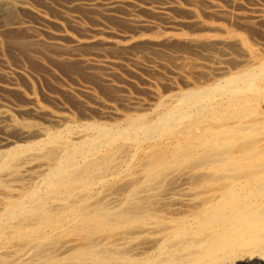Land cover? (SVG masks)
Returning a JSON list of instances; mask_svg holds the SVG:
<instances>
[{
	"label": "bare ground",
	"instance_id": "bare-ground-1",
	"mask_svg": "<svg viewBox=\"0 0 264 264\" xmlns=\"http://www.w3.org/2000/svg\"><path fill=\"white\" fill-rule=\"evenodd\" d=\"M40 1L0 0V264H264V0Z\"/></svg>",
	"mask_w": 264,
	"mask_h": 264
},
{
	"label": "rangeland",
	"instance_id": "rangeland-1",
	"mask_svg": "<svg viewBox=\"0 0 264 264\" xmlns=\"http://www.w3.org/2000/svg\"><path fill=\"white\" fill-rule=\"evenodd\" d=\"M30 1V3L34 6V8L35 9H37L38 11H40V12H43L42 10H45L46 12H47V9L45 8V6H42V4H41V1L40 0H29ZM58 1V2H57ZM55 0L54 1V5L53 6H51L50 7V9H49V11H48V14H50L49 16H52V15H61L63 12H65V10H66V12H68V13H71V14H73L74 12H71L73 9L75 10V11H77L78 12V14H76V13H74L75 15H78V16H80V17H83V20L81 19V21L86 25V24H88L87 26H89V25H91V23H93V25L92 26H94V24H96V25H99V27H107V25L112 29V26L111 25H113V29H114V27H115V31H121V30H123V29H121L120 27H118L117 25H120V26H123V27H125L126 25L124 24V23H116V21L114 22L111 18H109L107 15H106V12L105 11H101L100 12V15H103L102 16V19H101V16L98 14L97 16H94V14L93 15H89V14H87L86 13V9H84V7L83 6H80V8L78 9V8H70V6H69V3H70V0H61L60 2H59V0ZM62 1H64L65 3H68V4H65L64 2H62ZM138 1V0H137ZM145 1H148V0H139L138 2H145ZM150 1H153L154 2V4L156 5V6H163L164 5V3H166V1H168L167 3H166V5H170L169 3H173V1L172 0H150ZM171 1V2H170ZM175 1V0H174ZM178 1H181V2H178ZM178 1H175L173 4H175V5H178V4H180V3H182V1L183 0H178ZM57 2V3H56ZM82 2H88V0L87 1H85V0H82ZM249 2V3H248ZM248 2L245 0L244 1V5H243V7H242V10L241 11H244V12H251V9H255L257 6H258V4H255L256 2H250L249 0H248ZM36 3V4H35ZM59 3H60V5H59ZM62 3V4H61ZM99 3H103V2H99ZM141 3V4H142ZM158 3V4H157ZM161 3V4H160ZM183 3H184V1H183ZM56 4V5H55ZM104 4V3H103ZM163 4V5H162ZM226 7H228L229 8V6H228V4H226V3H223ZM255 4V5H254ZM67 5V7H65ZM154 5V6H155ZM253 5V6H252ZM55 6H58V7H60L59 9H58V7H55ZM54 7V8H53ZM65 7V8H64ZM105 7V6H104ZM82 8V9H81ZM39 9H41V10H39ZM52 10V11H51ZM84 10V11H83ZM56 11V12H55ZM3 11H1L0 10V16L3 18V19H1V17H0V28H2V27H6V26H8V25H10V24H13L14 22H15V20L18 18V17H20L18 14H20V12H16V11H13V13H14V15H10L9 17L6 15V14H8V13H2ZM16 12V13H15ZM62 12V13H61ZM83 12H85L86 13V16H87V18H86V16H84L85 15V13H83ZM119 12V13H118ZM82 13V14H81ZM3 14H4V17H3ZM17 14V15H16ZM73 14V15H74ZM116 14H118V15H120V14H122V12H120V11H117L116 12ZM6 15V16H5ZM89 15V16H88ZM98 16H100V18L98 17ZM176 16V15H175ZM6 17H8V18H6ZM11 17H12V19H11ZM14 17H16V19L14 18ZM80 17H78L79 19H80ZM95 17H98V18H95ZM107 19H106V18ZM146 17V18H145ZM14 18V19H13ZM86 18V19H85ZM91 18V20H88V19H90ZM143 18L145 19V20H150V21H155V19H153V18H149L148 16H145V15H143ZM178 19H181V20H183L182 18H179V17H177ZM7 19V20H6ZM11 19V20H10ZM105 19V20H104ZM152 19V20H151ZM10 20V21H9ZM88 20V21H87ZM95 20H96V22H95ZM98 20V21H97ZM102 20H104V22L102 21ZM4 21V22H3ZM6 21V22H5ZM29 21V22H28ZM33 21V22H32ZM40 21V22H39ZM37 20V19H30L29 20V18H25V20H24V22L26 23V24H29V25H31L32 27H35L36 29H38L39 31L41 30V32H44V30H46L47 29V27L44 25V23H43V21H41V20ZM85 21V22H84ZM88 23H87V22ZM100 21V22H99ZM105 21H107V22H105ZM158 21V22H157ZM89 22H91V23H89ZM156 22L158 23V24H160L159 26H160V28H161V30H165V31H167V32H171V33H173V32H180L179 30V28H177L178 26H180L181 27V25H178V26H176V25H169V27L168 26H166L167 24H164V22H162V21H159V20H156ZM43 23V24H42ZM104 25H102V24ZM112 23V24H111ZM161 24H163V25H161ZM38 27V28H37ZM109 27H107L108 29H109ZM171 27H173V28H171ZM175 27V28H174ZM41 28V29H40ZM126 28V30H132L130 27H125ZM169 28V29H168ZM187 28V27H186ZM48 29H49V27H48ZM47 29V30H48ZM51 29V28H50ZM170 30V31H168V30ZM144 33H151L150 32V30H146V31H143ZM258 37V38H256V37ZM255 36H251V34H250V39H251V41H253L255 44H258V42H263L262 41V39H261V41H260V38H262L261 37V35H255ZM255 37V39H253ZM260 37V38H259ZM256 41V42H255ZM264 43V42H263ZM18 48V47H17ZM14 51V52H13ZM15 51H16V53H15ZM10 52V53H9ZM29 52V51H28ZM141 51H139V50H137V51H134V57L132 56V58H137V59H139V56H142L140 59L141 60H144V59H147L146 57H145V54H143L144 52L142 51L141 53H142V55H140L141 53H140ZM13 53H14V57H13ZM31 55H33V54H35V55H37V53L36 52H34V51H30L29 52ZM29 53H26L25 55H27L28 54V56H29ZM8 54L10 55H7L6 54V51L4 52V51H2V50H0V72H3V71H19V73L20 72H22V68L20 67L21 66V64L23 65V62H21L22 60H23V57H24V60H26V57L25 56H23L22 54H24L21 50H13V49H8ZM8 56V57H7ZM23 56V57H22ZM125 56V55H124ZM124 56H122L123 57V59L121 60V62H123V63H128V57H127V59H126V57H124ZM15 57H17V58H15ZM19 57V58H18ZM121 57V58H122ZM9 58V59H8ZM5 60V62H3L4 60ZM136 59V60H137ZM11 62H10V61ZM15 60H16V62H15ZM20 61V63H19V61ZM126 60V61H125ZM145 61L146 60H144L143 62L145 63ZM14 62V63H13ZM17 65H16V64ZM145 64H149V62H146ZM8 67H10V69L8 68ZM19 68V69H18ZM122 68H124V66H122ZM2 69V70H1ZM29 69H31V68H29ZM35 69H36V71H35ZM34 70V71H33ZM63 70V69H62ZM62 70H57L56 71V73H54V74H56L57 75V77L59 78V80H61V81H63V79H64V81L66 82V83H69V84H71V85H77V84H75L77 81H79L78 79L76 80V79H72V77L70 76V75H67V73H65V71H62ZM123 69H120V71H122ZM31 71L34 73V74H39V70H37V68H35V67H33L32 69H31ZM168 71H171V69H167V71L165 70L162 74H163V76H165V77H168V76H171L172 75V71H171V73L169 72L168 73ZM62 72V73H61ZM103 72H105V71H103ZM106 74H108V72H105ZM121 73H124L127 77H130L131 76V74L130 73H125L124 71L123 72H121ZM144 74H142V76L143 77H148V74H145V72H143ZM37 74V75H38ZM109 75H110V73H109ZM130 75V76H129ZM70 77V78H69ZM138 77H140L141 78V81H140V78H138V80L136 81V84H137V86L139 85V86H145L144 84H143V77H141L140 75L138 76ZM131 78V77H130ZM130 78H127V79H130ZM69 80V81H68ZM145 80V79H144ZM44 81H46L47 82V79H45ZM63 81V82H64ZM73 81H75V82H73ZM81 81V80H80ZM83 81V80H82ZM64 82V83H65ZM85 82V81H84ZM142 82V83H141ZM83 83V82H82ZM79 84H81V83H79ZM130 84V83H129ZM131 85H133V84H131ZM134 86H135V83H134ZM45 87V86H44ZM128 89L130 90V94L132 95V97L134 98V99H137V98H143V99H146V100H149L148 98H147V95H145V94H143L142 92H140L141 91V89H139V88H137L136 86L135 87H132V86H129L128 87ZM133 89V90H132ZM45 90V89H44ZM40 92H42V89H40L39 90ZM53 91V90H52ZM140 92V93H139ZM146 96V97H145Z\"/></svg>",
	"mask_w": 264,
	"mask_h": 264
}]
</instances>
